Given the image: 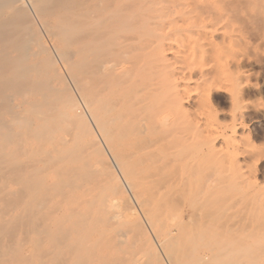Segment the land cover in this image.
Masks as SVG:
<instances>
[{"label":"bare ground","instance_id":"6f19581e","mask_svg":"<svg viewBox=\"0 0 264 264\" xmlns=\"http://www.w3.org/2000/svg\"><path fill=\"white\" fill-rule=\"evenodd\" d=\"M254 36L264 0H0V264H264L217 175L185 243L161 226L238 135L208 110L222 91L250 109L240 72L264 57L230 51Z\"/></svg>","mask_w":264,"mask_h":264},{"label":"rangeland","instance_id":"374dc122","mask_svg":"<svg viewBox=\"0 0 264 264\" xmlns=\"http://www.w3.org/2000/svg\"><path fill=\"white\" fill-rule=\"evenodd\" d=\"M252 38L253 37H249L242 40L243 44L241 40H238L237 46L230 51V57L248 54L252 55L251 57L254 56L252 59L261 56L264 57V38H256L255 36L253 39ZM246 48L252 49V51L249 49L251 54ZM262 60L261 64L245 66L246 68L244 67L240 72V75L246 79L248 86L251 88L250 98L247 101L250 109L236 110L231 103L232 94L228 91L216 93L211 108L209 110L207 109L208 113L210 112L212 116H214L211 119L213 121L210 123L212 124L213 122L215 128L217 125L220 126V124L224 127H230L235 124L238 135H236L234 139H229L230 141L221 138L216 140L215 146H217V151L219 150L220 153H216L218 154L216 156L214 154L215 157L213 155V157H207V154H209L207 153L206 157L202 158L201 163L203 164H200V168L196 172L195 178H193L194 192L180 198L182 201L179 199L177 203H165L163 205L161 226L165 231L168 229L169 231H179V242L183 240L184 237L186 238L180 242L181 244L185 243L191 232L193 233V231H196L200 226L199 224L198 226H193L192 224V222L199 223L198 220L191 221L189 218L184 220L182 218L183 212L190 210L196 202V189L204 183L205 180L217 175L221 177L226 184H229L228 187L223 186V188H221L220 196L222 205L220 209V219L227 222L237 221L241 223V225L246 228L247 234L250 233L249 236L251 237L249 243L251 244V248L257 253H264V117H262L264 115V58ZM225 69L228 71V65ZM75 94L79 98L76 91ZM81 105L83 111H86L83 103ZM193 110L196 113H203V110H197L198 112L196 108ZM205 113H207L206 110ZM234 113L237 115L236 120L234 118ZM241 114H243V116H241ZM256 116L259 117L257 118ZM234 151L235 153H233ZM208 156H210V154ZM235 159L236 162L239 160L238 164L234 162ZM133 203L135 204L133 205L135 210L141 215V208L136 202L133 201ZM145 224L148 226L147 223ZM181 226L187 227V231L183 230V232L180 233V231H182ZM185 232L188 233H186L187 236ZM31 248V244H26L23 247L22 254L31 257L30 253L33 252Z\"/></svg>","mask_w":264,"mask_h":264}]
</instances>
